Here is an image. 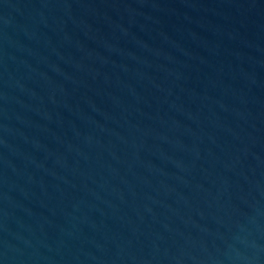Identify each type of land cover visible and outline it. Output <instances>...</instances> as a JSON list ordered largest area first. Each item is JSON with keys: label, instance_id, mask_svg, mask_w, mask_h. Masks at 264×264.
Instances as JSON below:
<instances>
[{"label": "water", "instance_id": "1", "mask_svg": "<svg viewBox=\"0 0 264 264\" xmlns=\"http://www.w3.org/2000/svg\"><path fill=\"white\" fill-rule=\"evenodd\" d=\"M0 264H264V0H0Z\"/></svg>", "mask_w": 264, "mask_h": 264}]
</instances>
